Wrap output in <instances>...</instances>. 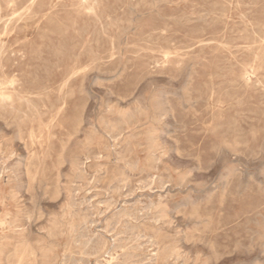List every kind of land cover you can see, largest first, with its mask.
I'll use <instances>...</instances> for the list:
<instances>
[{
	"label": "rangeland",
	"instance_id": "1",
	"mask_svg": "<svg viewBox=\"0 0 264 264\" xmlns=\"http://www.w3.org/2000/svg\"><path fill=\"white\" fill-rule=\"evenodd\" d=\"M263 6L0 0V264H264Z\"/></svg>",
	"mask_w": 264,
	"mask_h": 264
},
{
	"label": "bare ground",
	"instance_id": "2",
	"mask_svg": "<svg viewBox=\"0 0 264 264\" xmlns=\"http://www.w3.org/2000/svg\"><path fill=\"white\" fill-rule=\"evenodd\" d=\"M184 1V0H183ZM230 1V0H229ZM17 2V1H16ZM82 2V1H81ZM226 3V2H225ZM263 3V2H262ZM81 4V3H80ZM164 4V3H163ZM174 5H175V3H174ZM229 5V4H228ZM48 6V5H47ZM222 6V5H221ZM230 6V5H229ZM228 6V7H229ZM8 7V6H7ZM232 7V6H231ZM252 7H254V6H252ZM264 7V6H263ZM220 9V8H219ZM218 9V10H219ZM238 9V8H237ZM25 11V10H24ZM27 11V10H26ZM126 12H128V11H126ZM167 12V11H166ZM169 14H171V13H169ZM220 14V13H219ZM4 15V14H3ZM87 15V14H86ZM177 15V14H176ZM15 16V15H14ZM190 16V15H189ZM198 16V15H197ZM202 16V15H201ZM0 17H1V15H0ZM23 17V16H22ZM110 17V16H109ZM188 17V16H187ZM207 17V16H206ZM228 17V16H227ZM239 17V16H238ZM107 18V17H106ZM215 18V17H214ZM243 18V17H242ZM11 19V18H10ZM35 19V18H34ZM161 19V18H160ZM168 19V18H167ZM216 19V18H215ZM3 20V19H2ZM197 20V19H196ZM228 20V19H227ZM171 21H173V19L171 20ZM26 22H28V21H26ZM30 22V21H29ZM28 22V23H29ZM248 23V22H247ZM182 25V24H181ZM130 26V25H129ZM82 27V26H81ZM83 27H84V25H83ZM99 27V26H98ZM162 27V26H161ZM225 27V26H224ZM25 28V27H24ZM247 28V27H246ZM99 29H101V28H99ZM157 29V28H156ZM253 29H256V27L255 28H253ZM259 29V28H258ZM34 30H35V28H34ZM250 30V29H249ZM114 31H116L115 29H114ZM31 32V31H30ZM162 32V31H161ZM100 33H101V31H100ZM160 34V33H159ZM178 34V33H177ZM116 35V34H115ZM163 35V34H162ZM247 35H248V33H247ZM92 37V36H91ZM251 37V36H250ZM254 39V38H253ZM259 39V38H258ZM257 40V39H256ZM115 41V40H114ZM260 41V40H259ZM117 42V41H116ZM149 42V41H148ZM253 42V41H252ZM86 44V43H85ZM90 43H88V45H89ZM204 44V43H203ZM202 43H201V45H203ZM260 44V43H259ZM170 45V44H169ZM168 45V46H169ZM200 45V46H201ZM217 45V44H216ZM263 45V44H262ZM195 46V45H194ZM196 47V46H195ZM233 47V46H232ZM203 48V47H202ZM240 49H241V46L239 47ZM237 49V48H236ZM264 49V48H263ZM247 50H248V48H247ZM172 51V50H171ZM262 51V50H261ZM95 52V51H94ZM115 52V51H114ZM164 52V51H163ZM243 52V51H242ZM110 53V52H109ZM147 53V52H146ZM174 53V52H173ZM172 53V54H173ZM10 54V53H9ZM152 54V53H151ZM181 54V53H180ZM128 55V54H127ZM166 55V54H165ZM227 55V54H226ZM262 55V54H261ZM11 56V55H10ZM164 56V55H163ZM168 56V55H167ZM175 56V55H174ZM133 57H134V55H133ZM172 57V56H171ZM228 57V56H227ZM1 58H2V56H1ZM168 58V57H167ZM229 58V57H228ZM234 58V57H233ZM175 59V58H174ZM260 60V59H259ZM262 60H264V59H262ZM201 61H202V59H201ZM261 62H263V61H261ZM161 64V63H160ZM181 64V63H180ZM211 64V63H210ZM164 66V65H163ZM240 66V65H239ZM197 67V66H196ZM208 67H209V65H208ZM249 68V67H248ZM251 68V67H250ZM197 69V68H196ZM85 70V66H79V67H73V68H71L67 73H66V75L64 76V78L62 79V81H61V85H60V91L63 89V87H65L66 85H67V83L69 82V80L72 78V77H74L75 75H77L78 73H81V72H83ZM249 70V69H248ZM223 71V70H222ZM107 72V71H106ZM245 74V73H244ZM13 75V74H12ZM236 75V74H235ZM249 75V74H248ZM205 76V75H204ZM6 77V76H5ZM10 77V76H9ZM244 77V76H243ZM253 77V76H252ZM7 78H8V76H7ZM97 78V77H96ZM205 77H203V79H204ZM209 78V77H208ZM103 79H105V78H103ZM108 79V78H107ZM264 79V78H263ZM27 80V79H26ZM240 80V79H239ZM17 79H16V76H12L10 79H8V80H1L0 79V109L1 110H4V111H7V110H11V111H19L18 109H16V106H15V103L16 102H18V103H22V100H24V98H25V94H23V92L22 91H19V90H17ZM202 81V80H201ZM213 81V80H212ZM118 82V81H117ZM206 82H207V80H206ZM245 82H247V81H245ZM244 82V83H245ZM258 82V81H257ZM241 82L239 81V84H240ZM203 84V83H202ZM58 85V84H57ZM80 85V84H79ZM211 85V84H210ZM238 86V85H237ZM216 87V86H215ZM136 88V87H135ZM214 89V88H213ZM27 90V89H26ZM44 90V89H43ZM262 91V90H261ZM133 92V91H132ZM211 92V91H210ZM57 94V93H56ZM246 95V94H245ZM40 97V96H39ZM86 98H88V97H86ZM38 99V98H37ZM40 99V98H39ZM209 101H210V99H208ZM16 101V102H15ZM56 101V100H55ZM251 101H253V100H251ZM201 102V101H200ZM210 103V102H209ZM26 105V104H25ZM24 105V106H25ZM19 106V105H18ZM17 106V107H18ZM63 106V105H62ZM252 106V105H251ZM137 107V106H136ZM206 107V106H205ZM220 107V106H219ZM19 108V107H18ZM139 108V107H138ZM236 108V107H235ZM42 109V108H41ZM119 109V108H118ZM117 109V110H118ZM255 109V108H254ZM25 110V109H24ZM23 110V111H24ZM31 111H32V109H31ZM214 111V110H213ZM9 112V111H8ZM25 112V111H24ZM27 112V111H26ZM21 113V112H20ZM132 113V112H131ZM211 113V112H210ZM209 113V114H210ZM16 114V113H15ZM18 114V113H17ZM16 114V115H17ZM30 114V113H29ZM126 114V113H125ZM16 115L14 116V118L16 117ZM24 115V114H23ZM34 115V114H33ZM35 116V115H34ZM116 116H117V114H116ZM121 116V115H120ZM119 116V117H120ZM158 116V115H157ZM156 116V117H157ZM13 118V117H12ZM33 118V117H32ZM111 118V117H110ZM115 118V117H114ZM3 119V118H2ZM1 119V120H2ZM116 119V118H115ZM157 120V119H156ZM12 121V120H11ZM130 121V120H129ZM137 121V120H136ZM129 123V122H128ZM106 126V125H105ZM108 126V125H107ZM92 127V126H91ZM113 127H114V125H113ZM122 127V126H121ZM135 127V126H134ZM207 127V126H206ZM246 127V126H245ZM105 128V127H104ZM37 129V128H36ZM76 129H77V127H76ZM108 130H109V128H108ZM77 132V131H76ZM108 132V131H107ZM151 132V131H150ZM154 132V131H153ZM75 133V132H74ZM110 133H112V132H110ZM115 133V132H114ZM117 133V132H116ZM108 134H109V132H108ZM113 134V133H112ZM121 134V133H120ZM131 135H132V133H131ZM29 136V135H28ZM108 136V135H107ZM110 136H112V135H110ZM109 136V137H110ZM114 136V135H113ZM118 136H120L119 134H118ZM134 136H135V134H134ZM51 137V136H50ZM53 138V137H52ZM111 138V137H110ZM118 139V138H117ZM19 140H21V139H19ZM115 140V139H114ZM28 141V140H27ZM128 142V141H127ZM148 143V142H147ZM199 143V142H198ZM30 144V143H29ZM60 145V144H59ZM125 145V144H124ZM37 146V145H36ZM198 146V145H197ZM31 147V146H30ZM60 147V146H59ZM85 147H88V146H85ZM117 147V146H116ZM122 147V146H121ZM128 147V146H127ZM192 148H194V147H192ZM128 149H129V147H128ZM118 150V149H117ZM123 150H124V148H123ZM191 150V149H190ZM62 151V150H61ZM187 151V150H186ZM2 152V151H1ZM13 152V151H12ZM90 152V151H89ZM92 152V151H91ZM143 152V151H142ZM160 152V151H159ZM3 153V152H2ZM119 153V152H118ZM123 154H124V151L122 152ZM30 154V153H29ZM110 154V153H109ZM181 154V153H180ZM13 155V154H12ZM122 155V154H121ZM152 155V154H151ZM156 155V154H155ZM159 155V154H158ZM8 156V155H7ZM95 156V155H94ZM93 156V157H94ZM106 156V155H105ZM112 156V155H111ZM110 156V157H111ZM118 156V155H117ZM116 157V156H115ZM2 158V157H1ZM10 158V157H9ZM81 158V157H80ZM85 158V157H84ZM103 158V157H102ZM62 159V158H61ZM86 159V158H85ZM99 159V158H98ZM123 159H125V158H123ZM136 159V158H135ZM2 160V159H1ZM4 160H6V159H4ZM17 160V159H16ZM117 160V159H116ZM115 160V161H116ZM159 160V159H158ZM8 161H10V160H8ZM13 161V160H12ZM72 161V160H71ZM123 161H125V160H123ZM138 161V160H137ZM155 161V160H154ZM2 163H4V162H2ZM6 163V162H5ZM26 163H27V161H26ZM133 163H135V161L133 162ZM158 163L159 162H157V165H158ZM8 164V163H7ZM13 164V163H12ZM11 164V165H12ZM117 164V163H116ZM10 165V166H11ZM79 165H80V163H79ZM136 165V164H135ZM3 167V166H2ZM8 167V166H7ZM156 167V166H155ZM4 168H6V166L4 167ZM9 168V167H8ZM7 168V169H8ZM12 168V167H11ZM136 168V167H135ZM2 169V168H1ZM6 169V170H7ZM142 170V169H141ZM143 171H144V169H143ZM4 172V171H3ZM6 172V171H5ZM12 172V171H11ZM126 172V171H125ZM141 172V171H140ZM83 173V172H82ZM127 173V172H126ZM149 173V172H148ZM12 174V173H11ZM145 174V173H144ZM128 175V174H127ZM12 176V175H11ZM15 176V175H14ZM17 176V175H16ZM58 176V175H57ZM75 176V175H74ZM78 176V175H77ZM164 176V175H163ZM59 177V176H58ZM76 177V176H75ZM156 178V177H155ZM15 179V178H14ZM116 179V178H115ZM128 179V178H127ZM153 179V178H152ZM152 179H151V181H152ZM123 181V180H122ZM127 181V180H126ZM144 181V180H143ZM161 181V180H160ZM163 181V180H162ZM161 181V182H162ZM159 182V181H158ZM87 183V182H86ZM85 183V184H86ZM122 183V182H121ZM152 183V182H151ZM28 184V183H27ZM60 184V183H59ZM58 184V185H59ZM131 184H133V183H131ZM135 184V183H134ZM137 184V183H136ZM61 185V184H60ZM71 186V185H70ZM108 186V185H107ZM126 186V185H125ZM147 186V185H146ZM154 186V185H153ZM118 187V186H117ZM138 187V186H137ZM158 186H156V188H157ZM21 188V187H20ZM134 188V187H133ZM132 188V189H133ZM13 189H14V187H13ZM12 189V190H13ZM57 189H58V187H57ZM116 189V188H115ZM119 189V188H118ZM139 189V188H138ZM140 190H141V188H140ZM145 190V189H144ZM130 191V190H129ZM133 191H135V190H133ZM148 191V190H147ZM136 192V191H135ZM68 194H69V192H67ZM116 193V192H115ZM119 193V192H118ZM121 193V192H120ZM72 195V194H71ZM72 200V199H71ZM73 201V200H72ZM71 201V202H72ZM97 201V200H96ZM107 201V200H106ZM105 201V202H106ZM118 201V200H117ZM142 201V200H141ZM148 201V200H147ZM113 202H115V201H113ZM146 202V201H145ZM153 202V201H152ZM66 203V202H65ZM76 203V202H75ZM118 203V202H117ZM123 203V202H122ZM135 203V202H134ZM79 204V203H78ZM114 204V203H113ZM141 204V203H140ZM143 204V203H142ZM149 204V203H148ZM150 204H152V203H150ZM154 204H156L155 202H154ZM81 205V204H80ZM96 205V204H95ZM116 205V204H115ZM126 204H124V206H125ZM137 205V204H136ZM69 205H67L66 207H68ZM72 206V205H71ZM76 206V205H75ZM118 206V205H117ZM132 206V205H131ZM74 207V206H73ZM95 207V206H94ZM133 207V206H132ZM145 207V206H144ZM147 207V206H146ZM78 208V207H77ZM89 208V207H88ZM106 208H108V207H106ZM143 208V207H142ZM141 208V209H142ZM83 209V207L81 208V210ZM91 209V208H90ZM116 209V208H115ZM130 209V208H129ZM149 209V208H148ZM157 209V208H156ZM74 210V209H73ZM106 210H108V209H106ZM143 210V209H142ZM85 211V210H84ZM88 211V210H87ZM116 211V210H115ZM121 211V210H120ZM128 211V210H127ZM130 211H133V210H130ZM38 212H40V211H38ZM71 212V211H70ZM125 213V212H124ZM76 214V213H75ZM94 214V213H93ZM121 214H122V212H121ZM129 214H131L130 212H129ZM136 214V213H135ZM141 214H142V212H141ZM80 215V214H79ZM86 215V214H85ZM111 215V214H110ZM114 215V214H113ZM124 215V214H123ZM145 215H146V213H145ZM249 215V214H248ZM25 216V215H24ZM76 216V215H75ZM93 216V215H92ZM91 216V217H92ZM125 216V215H124ZM128 216V215H127ZM132 216H133V214H132ZM161 216V215H160ZM71 217V216H70ZM90 217V218H91ZM120 217H121V215H120ZM135 217V216H134ZM24 218H26V217H24ZM89 218V217H88ZM124 218H126V217H124ZM140 218V217H139ZM146 218V217H145ZM153 218V217H152ZM159 218V217H158ZM116 219V218H115ZM148 219V218H147ZM154 219V218H153ZM28 220V219H27ZM92 220V219H91ZM118 220V219H117ZM157 220V219H156ZM59 221V220H58ZM61 221V220H60ZM93 221V220H92ZM113 221V220H112ZM119 221V220H118ZM150 221V220H149ZM148 221V222H149ZM5 222V221H4ZM87 222H89V221H87ZM123 222V221H122ZM129 222V221H128ZM162 222V221H161ZM60 223H62V222H60ZM150 223H151V221H150ZM153 223V222H152ZM6 225V224H5ZM9 225V224H8ZM11 225V224H10ZM76 225V224H75ZM81 225V224H80ZM85 225V224H84ZM122 225H123V223H122ZM17 227H19L20 225H16ZM78 226V225H77ZM76 226V227H77ZM118 226V225H117ZM116 226V227H117ZM137 226V225H136ZM139 226V225H138ZM137 226V227H138ZM142 226V225H141ZM153 226V225H152ZM126 227V226H125ZM73 228V227H72ZM108 228V227H107ZM131 228V227H130ZM74 229V228H73ZM81 229V228H80ZM121 229V228H120ZM85 230V229H84ZM83 230V231H84ZM88 230V229H87ZM127 230V229H126ZM141 230V229H140ZM10 231H13V232H15V233H17L18 235H19V237H21L22 238V236H23V229H21V230H15V229H12V230H10ZM45 231V230H44ZM56 231V230H55ZM64 231V230H63ZM78 231V230H77ZM82 231V232H83ZM101 231V230H100ZM104 231H105V229H104ZM103 231V232H104ZM133 231H136V230H133ZM132 231V232H133ZM143 231V230H142ZM38 232V231H37ZM89 232V231H88ZM94 232V231H93ZM96 232H97V230H96ZM108 232V231H107ZM114 232V231H113ZM249 232V231H248ZM76 233H78V232H76ZM75 233V234H76ZM98 233V232H97ZM121 233V232H120ZM127 233H129V232H127ZM137 233V232H136ZM227 233V232H226ZM63 234V233H62ZM70 234H72V233H70ZM99 234V233H98ZM101 234V233H100ZM112 234H114V233H112ZM116 234V233H115ZM198 234V233H197ZM74 235V234H73ZM78 235V234H77ZM80 235V234H79ZM130 235V234H129ZM132 235V234H131ZM148 235V234H147ZM205 235V234H204ZM207 235V234H206ZM48 236V235H47ZM71 236V235H70ZM75 236V235H74ZM91 236H92V233H91ZM123 236V235H122ZM133 236V235H132ZM137 236V235H136ZM49 237V236H48ZM76 237V236H75ZM83 237V236H82ZM88 237H89V235H88ZM116 237V236H115ZM127 237H129V236H127ZM145 237V236H144ZM69 238V237H68ZM78 238V237H77ZM81 238V237H80ZM91 238V237H90ZM95 238V237H94ZM107 238V237H106ZM146 238V237H145ZM144 238V239H145ZM204 238V237H203ZM122 239V238H121ZM126 239V238H125ZM125 239H123V240H125ZM130 239V238H129ZM128 239V240H129ZM142 239V238H141ZM151 239V238H150ZM13 240V239H12ZM72 240H73V238H72ZM83 240V239H82ZM87 240V239H86ZM111 240V239H110ZM120 240V239H119ZM135 240V239H134ZM149 240V239H148ZM89 241V240H88ZM94 241V240H93ZM112 241V240H111ZM127 241V240H126ZM151 241V244H152V246H153V243H152V240H150ZM49 242H51V241H49ZM74 242H75V240H74ZM77 242V241H76ZM87 242V241H86ZM100 242V241H99ZM125 242V241H124ZM123 242V243H124ZM140 242V241H139ZM153 242H155V240L153 241ZM22 243V242H21ZM73 243V242H72ZM81 243V242H80ZM80 243H78V244H80ZM93 243V242H92ZM96 243V242H95ZM113 243V242H112ZM118 243V242H117ZM116 243V244H117ZM131 243V242H130ZM138 243V242H137ZM143 243H144V241H143ZM55 244V243H54ZM76 244V243H75ZM97 244V243H96ZM103 244V243H102ZM105 244V243H104ZM149 244V243H148ZM148 244H146V245H148ZM74 245V244H73ZM114 245V244H113ZM112 245V246H113ZM132 245H134L133 243H132ZM136 245V244H135ZM155 245H156V243H155ZM80 246V245H79ZM78 246V247H79ZM129 246H131V245H129ZM144 246V245H143ZM151 246V247H152ZM158 246V245H157ZM44 247V246H43ZM49 247V246H48ZM62 247H64V246H62ZM117 247V246H116ZM136 247V246H135ZM151 247H150V249H151ZM156 247V246H155ZM95 248V247H94ZM93 248V249H94ZM102 248V247H101ZM111 248V247H110ZM126 248V247H125ZM124 248V249H125ZM247 248V247H246ZM65 249V248H64ZM81 249V248H80ZM96 249V248H95ZM128 249V248H127ZM137 249V248H136ZM144 249H146V248H144ZM149 249V248H148ZM155 249V248H154ZM157 249V248H156ZM155 249V250H156ZM24 247H20L18 250H17V248L15 249V251L16 252H18L19 254L17 255V260H18V262L19 263H21V260H22V257H23V252H24ZM90 250H92V249H90ZM97 250V249H96ZM120 250V249H119ZM232 250V249H231ZM30 251H33V250H30ZM40 251V250H39ZM89 250H88V248H87V252H88ZM98 251V250H97ZM0 252H1V249H0ZM133 252V251H132ZM146 252V251H145ZM31 253H33V252H31ZM111 253H113V252H111ZM129 253V252H128ZM153 253V252H152ZM155 253V252H154ZM9 254V253H8ZM13 254H15V253H13ZM35 254V253H34ZM60 254V253H59ZM82 254V253H81ZM107 254V253H106ZM139 254V253H138ZM181 254V253H180ZM54 255V254H53ZM62 255V254H61ZM85 255V254H84ZM91 255V254H90ZM104 255V254H103ZM134 255H136V254H134ZM146 255H147V253H146ZM159 255V254H158ZM55 256V255H54ZM78 256H79V254H78ZM109 256V255H108ZM107 256V257H108ZM137 256V255H136ZM176 256V255H175ZM174 256V257H175ZM65 257H68V256H65ZM71 257V256H70ZM69 257V258H70ZM84 257V256H83ZM91 257V256H90ZM101 257V256H100ZM106 257V256H105ZM114 257H116V256H114ZM119 257H120V255H119ZM124 257V256H123ZM126 257H128V256H126ZM155 257V256H154ZM153 257V258H154ZM34 258V257H33ZM78 258V257H77ZM139 258V257H138ZM168 258V257H167ZM171 258V257H170ZM177 258V257H176ZM51 259V258H50ZM65 259V258H64ZM88 259V258H87ZM104 259V258H103ZM124 259V258H123ZM129 259V258H128ZM133 259V258H132ZM142 259V258H141ZM178 259H179V257H178ZM34 260V259H33ZM77 260V259H76ZM84 260V259H83ZM101 260V259H100ZM134 260V259H133ZM136 260V259H135ZM144 260H146V259H144ZM170 260V259H169ZM169 260H168V263H169ZM59 261H61V260H59ZM70 261V260H69ZM81 261V260H80ZM86 261V260H85ZM102 261V260H101ZM116 261V260H115ZM121 261H123V260H121ZM126 261V260H125ZM149 261V260H148ZM165 261H167V260H165ZM68 262V261H67ZM73 262H75V261H73ZM119 262H120V260H119ZM150 262V261H149ZM35 263V262H34ZM70 263V262H69ZM76 264H78L77 262H75ZM74 263V264H75ZM80 263V262H79ZM87 263V262H86ZM120 263H122V262H120ZM129 263V262H128ZM131 263V262H130ZM151 263V262H150ZM174 263V262H173ZM179 263V262H178ZM8 264H11V263H8ZM89 264V263H88ZM103 264V263H102ZM133 264H134V262H133ZM143 264V263H142ZM147 264V263H146ZM164 264V263H163Z\"/></svg>",
	"mask_w": 264,
	"mask_h": 264
}]
</instances>
